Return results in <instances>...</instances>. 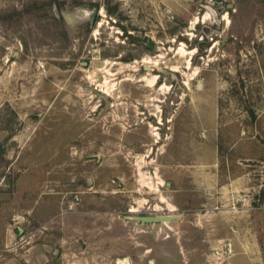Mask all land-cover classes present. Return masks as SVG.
I'll return each mask as SVG.
<instances>
[{
	"label": "rangeland",
	"instance_id": "obj_1",
	"mask_svg": "<svg viewBox=\"0 0 264 264\" xmlns=\"http://www.w3.org/2000/svg\"><path fill=\"white\" fill-rule=\"evenodd\" d=\"M0 264H264V0H0Z\"/></svg>",
	"mask_w": 264,
	"mask_h": 264
},
{
	"label": "water",
	"instance_id": "obj_2",
	"mask_svg": "<svg viewBox=\"0 0 264 264\" xmlns=\"http://www.w3.org/2000/svg\"><path fill=\"white\" fill-rule=\"evenodd\" d=\"M54 12L57 16H60L56 3H54ZM73 13H76V14H73ZM71 14H72V17H74V18H75V16H77L74 21L71 20L72 19L70 16ZM96 14H97V7L91 9L89 7L79 6V7L74 8L73 10H70L66 13H63V17L64 18L66 17L69 20V22H71V23H74V22L80 23L83 20L89 19V20H91V25L93 26L95 19H96ZM147 67L149 68V66H147ZM159 71L166 72V73L169 72V71L161 69V68H159ZM170 74L172 76V79L176 80L179 83L178 75H176L173 72H170ZM135 218L138 219L139 221H142V222H161L162 221L161 217L156 216V215L155 216L135 217ZM178 218H179V216H170L169 221H172V220L178 219ZM21 231H22V229H21Z\"/></svg>",
	"mask_w": 264,
	"mask_h": 264
},
{
	"label": "flooded vegetation",
	"instance_id": "obj_3",
	"mask_svg": "<svg viewBox=\"0 0 264 264\" xmlns=\"http://www.w3.org/2000/svg\"><path fill=\"white\" fill-rule=\"evenodd\" d=\"M73 3H70V1H63V2H60V3H58V5H59V10H60V13H61V18H56L57 19V24H58V26H59V28H61V26H63L64 28H66V26H67V23H66V19L63 17V15H62V12H63V10H65L67 7H69V6H71ZM97 21L95 20V23H96ZM95 23H94V25H95ZM62 24V25H61ZM77 27H79V26H77ZM80 27H91V21L90 22H86V23H84V24H82V25H80ZM92 28V27H91Z\"/></svg>",
	"mask_w": 264,
	"mask_h": 264
},
{
	"label": "bare ground",
	"instance_id": "obj_4",
	"mask_svg": "<svg viewBox=\"0 0 264 264\" xmlns=\"http://www.w3.org/2000/svg\"><path fill=\"white\" fill-rule=\"evenodd\" d=\"M72 16V15H71ZM161 217L162 221L161 222H169V217L172 215H166V216H160V215H156Z\"/></svg>",
	"mask_w": 264,
	"mask_h": 264
},
{
	"label": "trees",
	"instance_id": "obj_5",
	"mask_svg": "<svg viewBox=\"0 0 264 264\" xmlns=\"http://www.w3.org/2000/svg\"><path fill=\"white\" fill-rule=\"evenodd\" d=\"M98 6H99V4L98 3H96ZM41 8H43V7H41ZM24 11H33V8L31 7V6H28V8L26 7L25 8V10ZM50 23V26H54L55 27V25H54V23H52L51 21H49ZM53 24V25H52ZM90 30V29H89Z\"/></svg>",
	"mask_w": 264,
	"mask_h": 264
}]
</instances>
